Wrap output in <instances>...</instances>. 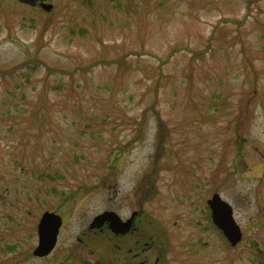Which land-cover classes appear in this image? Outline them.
<instances>
[{"label":"rangeland","instance_id":"374dc122","mask_svg":"<svg viewBox=\"0 0 264 264\" xmlns=\"http://www.w3.org/2000/svg\"><path fill=\"white\" fill-rule=\"evenodd\" d=\"M48 1L0 0V264H264V0Z\"/></svg>","mask_w":264,"mask_h":264},{"label":"water","instance_id":"95a60500","mask_svg":"<svg viewBox=\"0 0 264 264\" xmlns=\"http://www.w3.org/2000/svg\"><path fill=\"white\" fill-rule=\"evenodd\" d=\"M24 3L36 5L39 1L41 6L50 11L53 4L47 0H20ZM208 204L212 210L214 223L220 228L232 245H236L243 237V232L234 217L233 206L220 193L215 192L208 199ZM138 211H134L130 218H123L114 210H105L96 215L89 224L90 229H102L105 224L115 234H126L134 228ZM63 224L62 216L54 211L46 210L43 212L38 223V245L34 249V254L44 256L49 254L58 242V236Z\"/></svg>","mask_w":264,"mask_h":264},{"label":"flooded vegetation","instance_id":"af4514ba","mask_svg":"<svg viewBox=\"0 0 264 264\" xmlns=\"http://www.w3.org/2000/svg\"><path fill=\"white\" fill-rule=\"evenodd\" d=\"M158 260V259H157ZM140 264H144V262H141Z\"/></svg>","mask_w":264,"mask_h":264}]
</instances>
